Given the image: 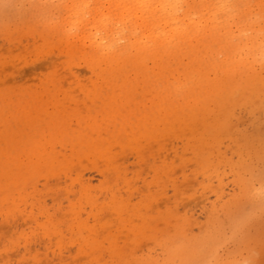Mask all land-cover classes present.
Masks as SVG:
<instances>
[{
    "label": "rangeland",
    "instance_id": "rangeland-1",
    "mask_svg": "<svg viewBox=\"0 0 264 264\" xmlns=\"http://www.w3.org/2000/svg\"><path fill=\"white\" fill-rule=\"evenodd\" d=\"M170 1L0 0V264H264V0Z\"/></svg>",
    "mask_w": 264,
    "mask_h": 264
},
{
    "label": "bare ground",
    "instance_id": "bare-ground-1",
    "mask_svg": "<svg viewBox=\"0 0 264 264\" xmlns=\"http://www.w3.org/2000/svg\"><path fill=\"white\" fill-rule=\"evenodd\" d=\"M173 1L175 2V0H173ZM170 2H171L170 0H140V3L146 7L145 11H146V13H148V17L154 18V20H155V22L153 24H151L153 26H151L150 22L148 21L149 19L148 18L145 19V17H143L144 15L140 14V17H143L142 18L143 21H142L140 26L144 27V30H147V32L150 31L149 34L147 35V37L155 43V46L158 45L157 48L154 50H155L156 54L158 56H160V58L163 56V54H161L160 51H161L162 47L166 46L165 42L170 41V43H171V40H173L174 42L176 40H178V42H181V41L185 42L186 38L189 37V33L191 31L192 32L201 31V29L198 28V26L197 27L193 26L194 28H193V30H191L192 28L189 29V26L182 25V24L180 25V24L174 23L173 21H169V19L172 18V13L170 10L173 9V6H174V5L170 6ZM176 2H177V0H176ZM158 8L160 10V13L157 15L156 10ZM191 22H194V21L191 20ZM152 41H151V43H152ZM143 42H142V44H143ZM146 42L148 43L147 40H146ZM178 42H177V44L175 42L176 45H173V46H178ZM182 42L180 44H182ZM151 45L150 46L146 45V43H145V47L140 45V47L141 46L143 47L142 52L143 53L147 52L149 50V48H152ZM171 45H172V43H171ZM155 46H154V48H155ZM169 47H170V44H169ZM165 48H167V47H165ZM165 50L167 51L168 48ZM140 53H141V49H140ZM140 53H138V54L140 55ZM216 80L217 81H215V83L218 82V78H216ZM213 81H214V78H213ZM212 84H213V82H212ZM223 85H224V83H223ZM215 87H213V88H215ZM215 90H216V88H215Z\"/></svg>",
    "mask_w": 264,
    "mask_h": 264
}]
</instances>
